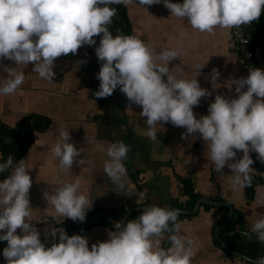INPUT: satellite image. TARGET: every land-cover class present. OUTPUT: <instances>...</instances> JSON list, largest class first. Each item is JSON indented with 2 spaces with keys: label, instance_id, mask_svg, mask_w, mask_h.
Returning <instances> with one entry per match:
<instances>
[{
  "label": "clouds",
  "instance_id": "clouds-1",
  "mask_svg": "<svg viewBox=\"0 0 264 264\" xmlns=\"http://www.w3.org/2000/svg\"><path fill=\"white\" fill-rule=\"evenodd\" d=\"M121 2L127 0H0V60L8 57L15 65L31 62L35 72L54 82L56 57L76 53L85 44L95 45L101 62L95 96L106 97L119 86L131 102L142 106L151 139H157L155 125L161 121L185 126L181 135L200 134L217 172L226 164L235 172L230 177L233 187L251 184L254 160L250 151L264 162V69L251 67L246 76L231 78L229 88L235 85L238 95L229 98L217 91L207 114L197 117L193 106L212 92L201 86L197 76L184 78L170 70L169 62L181 55L179 48L165 47L154 55L140 36L121 30L114 34L108 27L117 13L112 5ZM159 2L139 0L141 5ZM163 4L192 27L210 33L217 25L232 28L251 23L264 9V0H163ZM97 34H101L98 44ZM203 65L198 63L196 70ZM2 66L8 75L0 78V93H12L24 82L25 73L15 66ZM211 73L213 89H217L220 70L213 67ZM129 149L123 140L103 149L108 157L104 171L120 189L125 188L123 161ZM236 150H243V155L236 158ZM52 152L59 157L61 169H70L81 151L72 142L69 129H61ZM2 157L0 153V173L11 169L0 179V240L7 241L3 248L6 264H192L193 241L179 233V223H170L178 220L182 210L158 204L146 206L134 218L116 220L114 230L107 231L108 238L91 246L86 235H69L63 227L52 226V243L47 246L28 219L32 178L24 158ZM57 183L54 191L44 190L45 200L65 218L84 221L92 200L80 191V180ZM251 232L264 241V215L252 222ZM165 235L168 247L162 244ZM252 264H264V255Z\"/></svg>",
  "mask_w": 264,
  "mask_h": 264
},
{
  "label": "crops",
  "instance_id": "crops-1",
  "mask_svg": "<svg viewBox=\"0 0 264 264\" xmlns=\"http://www.w3.org/2000/svg\"><path fill=\"white\" fill-rule=\"evenodd\" d=\"M121 3L126 7L130 34L147 41L154 55L165 47L179 48L181 55L169 62L170 70L184 78L197 76L201 86L212 92L210 96L201 97L200 103L193 106L197 117L207 114L208 105L217 91L229 98L238 95L234 91L235 85L229 88V80L246 76L249 70L242 56L231 48V28L217 25L211 33L202 32L192 27L186 19L171 14L163 0L151 5H141L139 0ZM100 63L95 45H82L76 53L55 58L56 76L54 82H50L33 70L31 62L15 65V61L8 57L0 60V78L8 75L2 65L15 66L17 71L23 70L25 73L24 82L14 92L0 93V123L14 127L28 114L50 119L44 130L33 132V141L21 156L32 178L29 190L32 208L28 219L40 230L42 242L52 243L50 227H59L54 221L59 223L66 219L43 196L46 189L54 191L57 182L79 179L80 191L88 196L90 202L92 200V206L86 213L97 207L93 218L103 211L107 216H100L115 226L116 220H127L135 208L144 209L151 204L168 207L172 200L182 203L189 201L183 185V180H188L194 192L200 195L201 202L208 203L210 198L216 197L221 199L212 201L217 204L209 202L213 206L210 210H205L200 202L196 212L178 221L179 233L193 241L195 255L192 264H252V260L237 255L236 251H229L233 255H228L225 247L216 246L214 230L218 227V232L230 219L220 226L229 215L228 212L223 218L225 207H230L232 213L233 210L242 213L244 222L242 229L228 232L229 236L244 240L253 237L255 232H251V224L258 216L264 215V171L252 166L251 173L259 175L263 182L249 195L245 186H232L230 177L235 172L227 164L222 171H216L206 142L198 132L183 137L181 134L186 132L185 126L161 121L162 126L159 123L155 125L157 139H151L147 134L149 125L146 117L141 114L142 106L131 102L119 86L106 97L95 96L99 85L96 73ZM198 63L205 64L196 70ZM213 67L219 68L221 73L217 77L220 84L217 89H213L210 79ZM61 129H69L72 142L81 151L77 163L74 161L70 169H61L59 157L52 152ZM117 140L130 145L123 161L126 166V173L122 177L124 189L118 188L104 171V162L108 157L103 149ZM236 151V158L243 155V150ZM253 153L255 151H250L251 155ZM10 171L7 169L3 173L8 175ZM129 172L134 173V178ZM232 213L230 217L236 216ZM108 229L114 230L92 223L77 233L86 235L91 246L93 242L107 239ZM244 231L251 232V235H243ZM17 233L21 234L19 228ZM166 236L162 237L164 247L170 245ZM0 241L6 243L0 244V264H6L3 248L7 246V241Z\"/></svg>",
  "mask_w": 264,
  "mask_h": 264
},
{
  "label": "trees",
  "instance_id": "trees-1",
  "mask_svg": "<svg viewBox=\"0 0 264 264\" xmlns=\"http://www.w3.org/2000/svg\"><path fill=\"white\" fill-rule=\"evenodd\" d=\"M113 7L117 8L116 15L112 18V23L108 25L110 30L115 34L117 30H121L124 34H130V25L128 21V17L126 15V7L122 4H114ZM246 31L252 33V42L253 44H259L262 48V54L264 56V9L261 11V15L257 20H253L251 23H246L245 25ZM100 35H96L97 44L100 40ZM50 119L38 115V114H28L21 118L14 127H9L3 123H0V153H3V159H7L8 155H12L14 161H18L21 156L25 153L27 148L33 141V132L34 131H42L49 124ZM254 164L253 167L264 171V162H261L257 158V153L252 154ZM252 176V182L249 185L245 186V191L247 194L252 195L254 192V188L257 185H261L263 179L255 174L250 173ZM129 175L134 178V173H130ZM6 176L5 173H0V179ZM185 194L188 196L189 201L182 203L179 201L172 200L168 203V207L172 208H180L181 210H190L193 209L196 201L200 198V195L194 192V189L191 183L188 180H183ZM211 201H220L219 198H210ZM200 206H202L205 210H210L213 207L209 202H201ZM226 214L223 216L225 218L229 212V209L225 207ZM97 207L92 209L89 213H86V219L84 221L75 220L73 221L70 218H66L65 220L59 222L60 227H63L68 234L72 231L78 229L83 224L90 221L95 213L97 212ZM143 209L137 208L133 210L127 219L136 217ZM126 212L123 211L122 214ZM232 214H236V216H231L230 219L224 224V226L218 230L217 234L214 236V243L216 246L223 247V245L228 246L230 249L236 252L243 253L251 258L256 259L257 257L264 255V241H260L257 239V234L255 233L253 237L249 240L239 239L238 237H230L228 232L233 231L237 228H243V215L242 213L233 210ZM192 213L180 212L178 220L176 222L170 223H178L184 217H190ZM95 224L106 225L110 228H114L115 226L110 223L106 218L100 216L95 222ZM226 233V234H224ZM167 237V236H166ZM168 240V239H167ZM224 248V247H223ZM226 250L228 255L230 253Z\"/></svg>",
  "mask_w": 264,
  "mask_h": 264
},
{
  "label": "built area",
  "instance_id": "built-area-1",
  "mask_svg": "<svg viewBox=\"0 0 264 264\" xmlns=\"http://www.w3.org/2000/svg\"><path fill=\"white\" fill-rule=\"evenodd\" d=\"M245 25L246 23L231 28V48L242 56L248 70L251 67L262 68L264 63L262 48L259 44H253L252 35L246 31Z\"/></svg>",
  "mask_w": 264,
  "mask_h": 264
},
{
  "label": "water",
  "instance_id": "water-1",
  "mask_svg": "<svg viewBox=\"0 0 264 264\" xmlns=\"http://www.w3.org/2000/svg\"><path fill=\"white\" fill-rule=\"evenodd\" d=\"M201 200H202V199H198V200L196 201V203H195L193 209H191V210H182L181 212H187V213H194V212H196L197 209H198V207H199V204H200ZM203 200H204V201H208V200H206V199H203ZM208 202H210V203H212V204H217V203H214V202H212V201H208ZM227 206H228V205H227ZM228 207H229V206H228ZM135 209H136V208H135ZM229 210H230V211H229V215H228V216L225 218V220L220 224V226L223 225V224H224V223L230 218V215H231V213H232V208L229 207ZM130 211H131V210H130ZM130 211H128V212L125 214V217L128 216V214H129ZM101 214L107 216L106 213L103 212V211L98 212L94 218H92V219H91L90 221H88L87 223L83 224L81 227H79V228H78L75 232H73L72 234H76L78 231L83 230V229H85L86 227L90 226L92 223H94V222L98 219V217H99ZM217 228H218V227H217ZM217 228L214 230V235H216V233H217ZM236 231H238V230H236ZM245 232H248V231H244V233H245ZM70 235H71V234H70ZM44 243H45L47 246H50V245H51V243H48V242H44ZM0 244H1V245H5L6 243L0 241ZM223 247H225L228 251L235 252V251H233L232 249H230L229 247H227L226 245H223ZM235 253H236L237 255H240V256H242V257L248 259V260H252V261L255 260V259H253V258H251V257H249V256H247V255H245V254H243V253H240V252H235Z\"/></svg>",
  "mask_w": 264,
  "mask_h": 264
},
{
  "label": "rangeland",
  "instance_id": "rangeland-1",
  "mask_svg": "<svg viewBox=\"0 0 264 264\" xmlns=\"http://www.w3.org/2000/svg\"><path fill=\"white\" fill-rule=\"evenodd\" d=\"M54 222H55L56 224H58V221L55 220ZM215 229H216V228H215Z\"/></svg>",
  "mask_w": 264,
  "mask_h": 264
}]
</instances>
